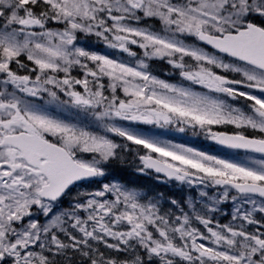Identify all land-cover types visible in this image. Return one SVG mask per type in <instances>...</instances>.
I'll return each instance as SVG.
<instances>
[{
  "label": "snow or ice",
  "instance_id": "6c2138e0",
  "mask_svg": "<svg viewBox=\"0 0 264 264\" xmlns=\"http://www.w3.org/2000/svg\"><path fill=\"white\" fill-rule=\"evenodd\" d=\"M0 264H264V0H0Z\"/></svg>",
  "mask_w": 264,
  "mask_h": 264
},
{
  "label": "trees",
  "instance_id": "16d2710c",
  "mask_svg": "<svg viewBox=\"0 0 264 264\" xmlns=\"http://www.w3.org/2000/svg\"><path fill=\"white\" fill-rule=\"evenodd\" d=\"M153 67L158 75H160L161 77L169 78L168 76L164 75V73L167 72L168 70V66L166 64H164L163 62H157V63H154ZM116 171L122 177V179H124L128 183L153 179V176L138 175L135 172L134 165L132 163L118 166ZM157 189H160V188H157Z\"/></svg>",
  "mask_w": 264,
  "mask_h": 264
},
{
  "label": "rangeland",
  "instance_id": "374dc122",
  "mask_svg": "<svg viewBox=\"0 0 264 264\" xmlns=\"http://www.w3.org/2000/svg\"><path fill=\"white\" fill-rule=\"evenodd\" d=\"M161 78H165V77H161ZM165 79H167V78H165ZM166 138L167 139H173L174 142H178V143H188L189 146H193L192 143H193L194 138H193L192 135H185L184 133H178V132H174L173 131ZM193 147H195V146H193ZM179 187H180L179 185L175 186V190L178 189ZM228 208L231 211L230 206H228ZM226 210L228 211V209H226Z\"/></svg>",
  "mask_w": 264,
  "mask_h": 264
},
{
  "label": "flooded vegetation",
  "instance_id": "af4514ba",
  "mask_svg": "<svg viewBox=\"0 0 264 264\" xmlns=\"http://www.w3.org/2000/svg\"><path fill=\"white\" fill-rule=\"evenodd\" d=\"M198 146H199L202 150H215V149H219V146L213 145L212 142H210V141H208V144H206V143L203 142V141H200V142L198 143ZM223 151H228V150H223ZM163 184H164V183H163ZM169 184H170V183H167L166 185H169ZM183 191L185 192V191H186V188H184ZM165 198H173V197L165 196ZM175 199H177V198H175ZM182 199H183V201H184V200H186V197H184V198H182ZM226 207H227L228 211H230L229 208H228V206H226Z\"/></svg>",
  "mask_w": 264,
  "mask_h": 264
}]
</instances>
